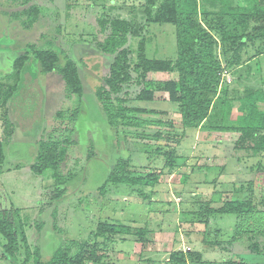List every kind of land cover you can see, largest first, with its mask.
<instances>
[{"label":"rangeland","instance_id":"obj_1","mask_svg":"<svg viewBox=\"0 0 264 264\" xmlns=\"http://www.w3.org/2000/svg\"><path fill=\"white\" fill-rule=\"evenodd\" d=\"M67 3L71 4L69 9ZM30 4L38 5L40 14L28 25L24 10ZM142 5L143 0H0V89L17 85L7 106L13 134L3 148L0 209H18L27 242L32 249L40 248L43 260H48L63 240H88L98 221L110 220L146 227L149 233L144 243L134 237L118 238L102 264H164L171 250L189 248L202 254L203 264H225L230 259L263 264L264 252L250 249L253 243L264 249L263 206L261 212L245 216L213 214L204 222L205 218L197 213L191 220L192 212L202 211L207 202L209 206H220L225 199L251 198L259 202L264 197V153L234 152L226 134L209 129L210 124L214 125L209 120L204 129L188 130L178 147L171 143L179 165L170 171L164 165V154L155 151L165 141L147 142L117 133L99 108L94 92L108 73L112 59L98 46L97 19L117 16L144 23ZM144 36L147 57H176L173 24L149 23ZM138 40L130 37L128 41L133 59ZM37 49L55 50L60 64L67 58L77 63L84 86L82 97L66 96L60 74L43 73L33 57L16 76L9 74L19 55ZM260 59L264 62V55ZM168 74L157 72L148 78L165 80L171 77ZM243 74L239 68L232 70L233 87H241ZM137 90L133 85L129 91ZM160 95L155 93V97ZM139 105L170 109L176 104L158 99L141 101ZM233 105L239 103L234 101ZM260 108L264 109V104ZM168 117L173 116H161ZM176 118H171L174 125L177 122L175 132L163 125L162 129L180 135L182 127ZM3 125L0 119V137ZM132 129L129 128L131 132ZM43 137L74 141L68 150L73 175L63 185L66 193L51 206L44 205L54 185L50 171L37 175L30 168L35 162L37 142ZM119 158L130 159L135 170L161 174L155 187L143 189L146 198L138 193V187L125 184L110 185L104 196L99 194L97 188ZM54 208L57 224L63 230L60 233L52 226ZM89 251L88 246L85 259ZM12 259L2 258L0 252V264H21L23 250ZM29 260L25 264H34L32 258Z\"/></svg>","mask_w":264,"mask_h":264},{"label":"trees","instance_id":"obj_2","mask_svg":"<svg viewBox=\"0 0 264 264\" xmlns=\"http://www.w3.org/2000/svg\"><path fill=\"white\" fill-rule=\"evenodd\" d=\"M70 6L67 3L68 9ZM142 7L144 23L136 24L117 16L97 19L98 46L105 56L111 57L112 62L94 94L109 127L125 136L132 135L133 139L165 141L164 145H157L155 151L164 154V160H167L164 165L170 171L177 164L171 143H177L178 147L188 130L204 129L209 120L214 121L209 129L226 134L234 152L263 154L264 109L260 108V104H264V62L260 58L264 55V0H143ZM24 11L28 25L37 21L40 14L38 5L30 4ZM149 23L175 26L177 54L174 59L147 57L144 31ZM130 37L139 38L134 59L128 47ZM30 53L25 52L15 59L13 70L9 73L11 76H16L33 57L43 73L55 71L60 74L65 82L66 96L82 97L84 86L79 67L73 59L67 58L60 64L55 50L37 49ZM235 68L244 73L243 80H250L249 85L242 84V90L231 85L232 70ZM224 70L229 73L230 82H227ZM157 72L169 73L173 78H148L149 74ZM133 85L138 87L134 93L129 91ZM7 86L0 89V119L4 121L0 137V171L5 159L4 143L13 134L7 106L17 91L16 84ZM156 92H161V95L155 97ZM158 99L176 105L170 109L139 105L141 101L155 102ZM234 101L239 103L236 110L241 114L233 119ZM169 112L180 116V135L170 131H176L174 120L161 118ZM57 114L61 115V111ZM149 115L157 118H150ZM162 125L170 130L164 131ZM129 128H133V133ZM73 144L70 138L54 140L43 137L37 142L35 162L30 168L37 175L50 171L54 181L53 188L45 196L48 201L44 202L45 206L53 205L66 193L63 185L73 175L68 166V150ZM130 164V159L119 158L97 188L99 194L104 196L110 185L125 184L138 187V193L146 198L143 189L155 187L161 174L152 170H135ZM210 204L207 202L200 212H192L191 221L196 219L197 213L207 222L213 214L245 216L261 212L264 197L259 202L247 198L225 199L220 206ZM56 213L54 208L52 226L56 233H60L63 230L57 224ZM19 214L18 209H0V236L3 239L0 252L2 258H10L12 262V258L23 250L24 261L21 264L31 258L34 264H84L87 260L91 264H102L108 257L107 251L114 249L118 238L134 237L144 243L149 233L146 227L120 221H98L88 240H63L54 248L51 257L43 260L40 248L36 246L32 249L28 244ZM37 227L40 228V224ZM88 246L90 251L85 259ZM250 249L254 253L264 252L254 243ZM203 263L202 254L189 248L171 250L164 264ZM225 264L253 263L230 259Z\"/></svg>","mask_w":264,"mask_h":264},{"label":"crops","instance_id":"obj_3","mask_svg":"<svg viewBox=\"0 0 264 264\" xmlns=\"http://www.w3.org/2000/svg\"><path fill=\"white\" fill-rule=\"evenodd\" d=\"M244 66V65H243ZM169 78H173V77H169ZM244 79V78H243ZM243 83H245V84H250V80L249 79H247V78H245V80H243ZM244 88V85H242L241 86V90ZM237 106L238 105H236V106H234V110H233V112H232V115H234L235 114V116L233 117L232 116V118L234 119L237 115H239V114H241L240 112H238L237 110H236V108H237ZM174 114H176V112H169V114L168 115H172L173 117H171L172 119H177L176 117H179V119H180V116H179V114H178V116H176V115H174ZM175 125H177V122H175ZM200 130V129H199ZM198 131V130H197Z\"/></svg>","mask_w":264,"mask_h":264},{"label":"built area","instance_id":"obj_4","mask_svg":"<svg viewBox=\"0 0 264 264\" xmlns=\"http://www.w3.org/2000/svg\"><path fill=\"white\" fill-rule=\"evenodd\" d=\"M223 74L226 76L227 82H230L231 78H230L229 73L226 70H224Z\"/></svg>","mask_w":264,"mask_h":264}]
</instances>
